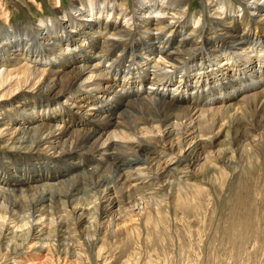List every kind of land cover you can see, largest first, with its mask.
I'll return each instance as SVG.
<instances>
[{
  "label": "bare ground",
  "instance_id": "bare-ground-1",
  "mask_svg": "<svg viewBox=\"0 0 264 264\" xmlns=\"http://www.w3.org/2000/svg\"><path fill=\"white\" fill-rule=\"evenodd\" d=\"M56 2L60 16L0 30V245L67 250L139 231L264 157V0L211 1V26L185 0L128 13L123 0ZM131 30L135 44L119 48ZM112 46L123 60L106 59ZM25 125V147L7 146Z\"/></svg>",
  "mask_w": 264,
  "mask_h": 264
},
{
  "label": "rangeland",
  "instance_id": "rangeland-1",
  "mask_svg": "<svg viewBox=\"0 0 264 264\" xmlns=\"http://www.w3.org/2000/svg\"><path fill=\"white\" fill-rule=\"evenodd\" d=\"M71 1L62 0L61 8L68 9ZM185 1L188 6L190 5L189 14L199 13L198 11L202 13L203 10L207 25L211 26L215 22L219 12L212 11L210 2L214 0ZM227 1L232 8L243 4V0ZM123 2V5L127 6L126 12L134 10L136 0H123ZM58 10L56 0H0V30L18 24L32 26L41 18L60 16ZM5 16L9 19L6 20ZM105 21L107 22L106 19ZM136 32L138 31L124 35L123 41L120 40L119 48H123L128 43L135 44L133 37ZM214 46L210 44L209 53H214L211 56L217 58V49ZM109 49L111 50L104 52L106 57L109 55L106 59L113 60V57L124 59L123 56H119L120 51L117 52L119 57L115 56L114 46ZM149 50L152 51L153 56L157 53L153 48ZM171 57L173 55L168 60L174 61L180 67V63L174 60L175 57L174 59ZM178 60L182 59L178 57ZM186 62L188 58L182 60L181 68ZM125 70L123 68V71ZM150 83L152 80L148 83L144 82V85L149 87ZM189 83L193 84V82ZM79 85L80 82L74 87ZM174 86L173 82L167 88L173 92ZM92 94L95 95V92ZM62 106L64 113L65 110L73 111L68 105ZM121 111H124L126 117L129 115L127 112L136 115V112L130 108L124 107ZM5 119L8 118L1 116L0 123ZM39 124H32L30 127L33 125L38 127ZM27 126L25 125L16 136L18 142L15 145L10 142L7 146L16 147L17 151L25 147L29 134L33 135L31 132L33 128L28 131ZM43 127L44 125L40 129ZM4 140L0 139V167L5 166L4 156L8 151V148H3ZM32 144L30 145L36 147V143ZM51 152L52 150L49 149L47 155ZM138 156L143 158L141 154ZM24 157L29 158L26 155ZM128 158L134 159L132 156ZM128 158L123 157V160ZM64 161L74 164L75 160L71 158ZM89 169L91 170V167ZM12 173L14 175L16 172ZM16 174L20 176V173ZM113 174L111 172L110 176ZM216 182L209 180L203 191L192 192L191 197L183 199L178 205L173 200L170 211L158 214V218L154 217L148 223H142L139 231L132 229L116 238L103 237L89 247L82 242L75 243L67 250L64 246H57L54 250H43L37 246L20 252V246L16 243L9 246V250L8 246L0 245V264H264V157L243 164L237 171L229 172ZM56 197L57 193L53 192L50 197L54 202L53 205H56L59 199ZM37 198L29 201L33 203L29 204L31 208L29 206L27 208L33 210L32 206H36L34 202H38Z\"/></svg>",
  "mask_w": 264,
  "mask_h": 264
}]
</instances>
